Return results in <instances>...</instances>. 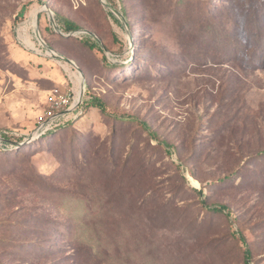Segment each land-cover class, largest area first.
Masks as SVG:
<instances>
[{
  "label": "rangeland",
  "instance_id": "1",
  "mask_svg": "<svg viewBox=\"0 0 264 264\" xmlns=\"http://www.w3.org/2000/svg\"><path fill=\"white\" fill-rule=\"evenodd\" d=\"M104 1L0 0V130L29 137L55 88L75 119L0 153V264H264V0Z\"/></svg>",
  "mask_w": 264,
  "mask_h": 264
},
{
  "label": "trees",
  "instance_id": "2",
  "mask_svg": "<svg viewBox=\"0 0 264 264\" xmlns=\"http://www.w3.org/2000/svg\"><path fill=\"white\" fill-rule=\"evenodd\" d=\"M109 15H112V14L109 12ZM55 20L61 26L63 31H65V32H73V31L81 30V27L77 23H75L74 21H71L67 18L58 16L55 14ZM83 42L90 48H97L98 50H100V47L97 44V42L94 41L93 38L90 36H86V38ZM85 104H87V103H85ZM93 106L98 107L99 110L101 111V113L106 114L105 107L103 106L102 102L98 101L97 103H94ZM74 121H75V119H68V120L64 121V123L59 124L55 128L47 131L44 135L38 137L37 139L22 143L19 146L12 147V148L8 147V145H7L8 141L21 143L23 141L24 137L23 136H14V135H11V134H8L5 132V131H11V130H7V129L0 130V136L3 138V141H4L3 145L0 147V153H6V152L14 151V150H19L21 148H26V147H29L30 145L36 144L37 142H41V141L45 140L46 138H48L52 135H56L59 130H62V129H65L66 127L71 126L74 123ZM136 124L139 126V129L142 132H144L145 134H147L149 136L150 139H154L156 141V144L159 148H161L162 150H165L166 154H171L170 148H172V145L170 143H168L166 140L160 138V136L157 134V132L146 121L137 120ZM259 155L264 156V150H260L257 153V155H254V156H259ZM84 164L86 165V162ZM177 167L179 168V166H177ZM231 176L232 175L228 174L227 176L222 177L220 179L223 181L228 180L231 178ZM194 191H195V189H194ZM197 193H198V195H200L201 191H197ZM200 202L203 203L202 205L205 207V210H207L208 212H211L213 215L214 214H222V215H227V216L229 215L228 206H226L224 204H219V203L206 204L203 199H200ZM89 216H90V214H89ZM98 222L100 223V221H98ZM100 224H101V229H98L97 231L95 230V233L97 235V241L96 242L98 243V245L102 244L101 243L102 236L100 233L102 232V230L107 229L105 224H102V223H100ZM94 229H95V227H94ZM237 239H239L241 242H243V244L245 246L247 245L245 237L240 232H239V237H237ZM250 257H251L250 250L246 246L242 252V264H249L248 259Z\"/></svg>",
  "mask_w": 264,
  "mask_h": 264
},
{
  "label": "built area",
  "instance_id": "3",
  "mask_svg": "<svg viewBox=\"0 0 264 264\" xmlns=\"http://www.w3.org/2000/svg\"><path fill=\"white\" fill-rule=\"evenodd\" d=\"M72 95L69 92L61 91L58 88H55L52 90L50 94V98L48 100L47 108L43 115H41L38 119V125L34 132L29 137H24L23 141L27 140H34L42 135H44L47 131L53 129V126H58L59 123L54 122L56 119H60L63 115V110L70 108ZM8 134L14 135V136H21L16 131H5ZM1 137V136H0ZM2 138V137H1ZM30 140V141H31ZM3 142L0 139V146L3 145ZM9 148L16 147L11 143H7Z\"/></svg>",
  "mask_w": 264,
  "mask_h": 264
},
{
  "label": "water",
  "instance_id": "4",
  "mask_svg": "<svg viewBox=\"0 0 264 264\" xmlns=\"http://www.w3.org/2000/svg\"><path fill=\"white\" fill-rule=\"evenodd\" d=\"M100 1H101V3H102L105 7L109 8L110 10H113V7L110 6L109 4L105 3L104 0H100ZM44 7L46 8L45 5H44ZM48 12H49V14H50L49 17H50L51 20H52L53 27L56 28V23H55V19H54V17H53V14H52V12H51L50 10H48ZM80 31H81V32L88 33V34H91L90 32L85 31V30H80ZM34 34H35L36 38L38 39L40 45H42V47H44L47 51H52V52H54L49 46H47V45L45 44V42H43V40L41 39V37H40V35H39V31H38L37 27H36L35 30H34ZM52 56H55L57 59H59V60H61V61H65V62H70V63H72V61H70L69 59H67V58H65V57H63V56H61V55L58 54V53H55V52H54ZM73 65H74V64H73ZM74 67H75V66H74ZM75 69H76V68H75ZM83 87H84V80L82 79V80L80 81V88L82 89ZM80 92H81V91H80ZM80 95H81V93H80ZM80 95H79V96H80ZM0 139L3 141V138L0 137ZM30 140H31V139H30ZM30 140H27V141H24V142H21V143L8 141V143L13 144L14 146H19L20 144L25 143V142H29Z\"/></svg>",
  "mask_w": 264,
  "mask_h": 264
},
{
  "label": "bare ground",
  "instance_id": "5",
  "mask_svg": "<svg viewBox=\"0 0 264 264\" xmlns=\"http://www.w3.org/2000/svg\"><path fill=\"white\" fill-rule=\"evenodd\" d=\"M26 33V32H25ZM35 49V48H34ZM81 92L79 91L78 93H77V97H78V95L80 94Z\"/></svg>",
  "mask_w": 264,
  "mask_h": 264
}]
</instances>
